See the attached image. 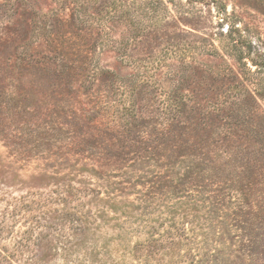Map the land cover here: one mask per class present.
I'll return each instance as SVG.
<instances>
[{
  "label": "rangeland",
  "instance_id": "obj_1",
  "mask_svg": "<svg viewBox=\"0 0 264 264\" xmlns=\"http://www.w3.org/2000/svg\"><path fill=\"white\" fill-rule=\"evenodd\" d=\"M1 257L264 264V0H0Z\"/></svg>",
  "mask_w": 264,
  "mask_h": 264
},
{
  "label": "trees",
  "instance_id": "obj_2",
  "mask_svg": "<svg viewBox=\"0 0 264 264\" xmlns=\"http://www.w3.org/2000/svg\"><path fill=\"white\" fill-rule=\"evenodd\" d=\"M190 55H189V52L188 51H185V50H175L174 52H172V51H170V52H163V60H174V61H176V62H178V63H180V64H183V63H187V61H189V59H190ZM167 74L166 75H168V76H170V75H172V74H174L175 75V71L174 70H172V69H168L167 71ZM10 257H7V258H5V257H1L0 259V262L1 261H4V262H6V261H8V259H9ZM31 260L30 261H28V262H25V263H23V264H31Z\"/></svg>",
  "mask_w": 264,
  "mask_h": 264
}]
</instances>
